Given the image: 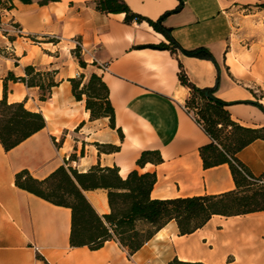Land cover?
<instances>
[{
	"label": "crops",
	"instance_id": "0c3cea01",
	"mask_svg": "<svg viewBox=\"0 0 264 264\" xmlns=\"http://www.w3.org/2000/svg\"><path fill=\"white\" fill-rule=\"evenodd\" d=\"M96 1L11 0L9 16L22 35L10 40L0 33V97L6 92L8 102L23 101L27 109L40 111L45 126L9 150L0 142V264H165L174 256L205 264H264V210L213 214L203 226L183 235L170 220L128 255L113 239L96 250L71 247L70 208L15 184L16 173L24 169L41 180L61 165L80 172L93 165H115L122 177L132 169L155 172L151 198L235 189L227 163L203 166L199 147L210 138L183 107L190 90L178 78L180 68L193 85L216 86L214 94L228 102L233 120L246 127L264 126V36L246 41L237 35L232 19L236 0H122L145 18L141 21L125 20V12L99 10ZM162 15L161 25L182 48L205 47L217 66L206 58L159 47L169 38L147 19ZM54 35L59 40L49 42ZM74 37L88 51L82 54L84 60L92 55L105 70L79 65L71 55ZM30 64L56 69L58 85L46 100H39L36 86L5 80L9 71L24 76ZM92 72L109 89L115 128L106 117L90 119L84 99L73 96L68 79L83 74L85 81ZM146 149L157 150L161 161L136 164ZM236 156L253 175H260L264 139H254ZM83 194L99 215L109 212L104 188ZM163 246L165 257L155 258Z\"/></svg>",
	"mask_w": 264,
	"mask_h": 264
},
{
	"label": "trees",
	"instance_id": "16d2710c",
	"mask_svg": "<svg viewBox=\"0 0 264 264\" xmlns=\"http://www.w3.org/2000/svg\"><path fill=\"white\" fill-rule=\"evenodd\" d=\"M96 7L108 12H125V20L141 21L144 17L130 11L122 0H97ZM165 15V14H164ZM147 19L155 29L164 32L169 43L158 46L172 53L177 50L188 56L211 60L213 55L205 47L182 48L161 25L164 17ZM17 25V24H16ZM18 26V25H17ZM36 41V35H27ZM12 40L14 37L7 35ZM78 51L79 48L75 47ZM72 52L84 67L86 61L74 49ZM80 53V51H79ZM24 76H16L9 71L5 77L23 82L28 87L39 88V100H46L55 80L56 69H38L33 65L24 67ZM84 75L71 77L72 93L75 99H84L90 119L108 118L109 126L115 128L114 109L109 100V89L101 76L92 72L83 81ZM178 78L181 84L189 87L190 94L184 108L210 138V142L199 147L203 166L211 167L227 163L235 184V189L220 194L197 195L174 198H151L150 192L156 181L155 172L129 171L124 177L117 166L100 167L93 165L87 171L63 165L57 167L45 178H33L27 170L15 175V184L35 195L71 210L69 243L71 247L87 246L99 249L107 240H115L128 255L139 250L152 236L170 220L177 224L179 234H189L203 226L213 214L237 215L264 210V171L255 176L236 156L237 152L254 139H264V126L246 127L233 120L226 109L228 102L214 93L216 86L197 87L193 85L180 68ZM264 111V108L260 106ZM45 126L40 111L29 110L23 101L8 102L6 92L0 97V142L5 150ZM119 132L120 128L117 129ZM109 148L117 149L116 146ZM73 158V155H71ZM159 162L157 150H142L136 164ZM104 188L107 193L109 212L99 215L83 194V190ZM165 264H205L198 260H184L174 256Z\"/></svg>",
	"mask_w": 264,
	"mask_h": 264
},
{
	"label": "rangeland",
	"instance_id": "374dc122",
	"mask_svg": "<svg viewBox=\"0 0 264 264\" xmlns=\"http://www.w3.org/2000/svg\"><path fill=\"white\" fill-rule=\"evenodd\" d=\"M13 3L11 0H0V33L4 35H10L12 37H16L12 33V31L6 32L4 29H10L12 25H15L10 18V10L13 8ZM233 13V26L235 30L238 29V34H241L244 40L248 41L251 37H261L264 36V0H236L232 4ZM59 39L54 36H49L48 41L55 43ZM42 41L41 39L36 40L35 42ZM46 41V40H45ZM65 44H62V49L64 50ZM51 49L52 45L49 44ZM76 50L78 55L84 59L83 55L79 53V51L73 47V50ZM71 55L77 59L75 54L71 52ZM78 60V59H77ZM105 123V120H102V124ZM166 246L161 247L157 253L155 258L157 257H165Z\"/></svg>",
	"mask_w": 264,
	"mask_h": 264
},
{
	"label": "built area",
	"instance_id": "2783aa9c",
	"mask_svg": "<svg viewBox=\"0 0 264 264\" xmlns=\"http://www.w3.org/2000/svg\"><path fill=\"white\" fill-rule=\"evenodd\" d=\"M4 30H5L6 32H8V31H12V33H13L14 35H16V36H20V35H22V34H21V28H20L19 26H17L16 23H15V25H12L10 29H4ZM72 41H73V45H74V47H78V48H79L80 54H84V53L88 52V51L85 49V47L83 46V44H82V42H81V40H80L79 38L74 37V38H72ZM90 58H91L90 61H86V63L93 64V65L97 66V67H98L99 69H101V70H105V69H106V65L103 64V63H99V62L97 61V59H95L94 56L91 55ZM183 107H184V106H183ZM184 109H185V108H184ZM191 117H192V116H191ZM35 250H38L37 247H35Z\"/></svg>",
	"mask_w": 264,
	"mask_h": 264
}]
</instances>
